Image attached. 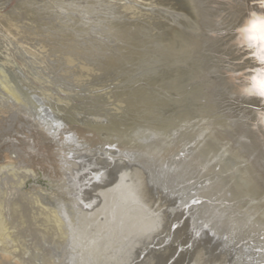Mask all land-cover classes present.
I'll use <instances>...</instances> for the list:
<instances>
[{
    "label": "bare ground",
    "instance_id": "bare-ground-1",
    "mask_svg": "<svg viewBox=\"0 0 264 264\" xmlns=\"http://www.w3.org/2000/svg\"><path fill=\"white\" fill-rule=\"evenodd\" d=\"M103 1L117 17L110 27L116 34L122 31V41L130 43L121 55L103 57V63L122 77L117 98L126 102L124 111L109 114L104 122L81 120L76 111L65 112L66 108L62 115L36 90H27L38 114L60 130L57 161L73 163L62 177L66 188L60 193L83 195L99 162L123 166L152 191L181 195L178 209L167 204V216L178 215L195 232L207 229L215 237H226L240 251L237 264H264V97L254 87L264 62L255 56L258 46L251 47L248 34L241 31L264 17V0H162L159 5L174 17L173 26L158 17L150 24L125 22L127 8ZM179 15L187 19L177 21ZM129 31L137 36L130 38ZM61 61L65 59L57 62ZM61 119L66 121L64 128ZM134 184L126 192L137 197ZM197 199L201 203L189 205ZM145 249L141 246L126 264H140Z\"/></svg>",
    "mask_w": 264,
    "mask_h": 264
},
{
    "label": "rangeland",
    "instance_id": "rangeland-1",
    "mask_svg": "<svg viewBox=\"0 0 264 264\" xmlns=\"http://www.w3.org/2000/svg\"><path fill=\"white\" fill-rule=\"evenodd\" d=\"M89 1L0 0V264H126L141 246L147 249L140 264H237L240 251L226 237H215L207 229L195 232L178 215L167 216V204L178 209L179 193L152 191L123 166L99 162L83 195L60 193L66 188L62 177L73 163L57 161L60 130L38 114L27 90H36L62 115L76 111L79 119L93 118L96 123L111 113L121 114L126 107L117 98L122 77L104 64L103 57L121 55L130 43L122 41V31L116 34L110 27L113 16L117 17L105 9L104 1ZM114 1L128 9L125 22L150 24L157 17L169 26L176 22L162 10V0ZM130 33V38L137 36ZM59 58L64 63L57 62ZM74 63L80 66L76 69ZM74 71L78 76L70 74ZM61 122L64 128L66 121ZM133 183L137 197L126 192Z\"/></svg>",
    "mask_w": 264,
    "mask_h": 264
},
{
    "label": "snow or ice",
    "instance_id": "snow-or-ice-1",
    "mask_svg": "<svg viewBox=\"0 0 264 264\" xmlns=\"http://www.w3.org/2000/svg\"><path fill=\"white\" fill-rule=\"evenodd\" d=\"M241 31L248 34L250 46H258L257 55L260 61L264 62V17H260L259 20H253L249 27L243 28ZM254 87L259 92V95L264 97V69L254 78ZM193 203H199V201H193Z\"/></svg>",
    "mask_w": 264,
    "mask_h": 264
},
{
    "label": "water",
    "instance_id": "water-1",
    "mask_svg": "<svg viewBox=\"0 0 264 264\" xmlns=\"http://www.w3.org/2000/svg\"><path fill=\"white\" fill-rule=\"evenodd\" d=\"M251 47H254V45H252ZM254 55V54H253ZM255 56H257L258 57V55H256L255 54ZM262 64H264V63H262ZM196 201H199V203H201V200H199V199H197ZM199 203H191V204H189V205H193V204H199ZM171 261V260H170Z\"/></svg>",
    "mask_w": 264,
    "mask_h": 264
}]
</instances>
